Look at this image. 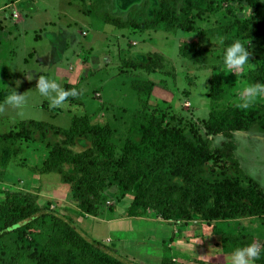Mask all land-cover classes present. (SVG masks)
<instances>
[{"label":"rangeland","instance_id":"1","mask_svg":"<svg viewBox=\"0 0 264 264\" xmlns=\"http://www.w3.org/2000/svg\"><path fill=\"white\" fill-rule=\"evenodd\" d=\"M158 1L0 0V134L17 131L26 120L69 130L75 116L88 114L93 123L112 126L118 161L123 155L133 115L147 98L139 97L131 88L133 80L142 79L155 85L156 98L170 104L169 118L174 116L172 123L188 138L193 139L195 134L205 137L204 125L212 108L208 94L214 69L218 68L236 83V88L218 105L239 106L246 95L244 90L250 85L244 76L252 70L264 69V47L241 39L234 29L228 38L240 39L251 52L249 64L236 73L225 68L223 58L208 55L197 64L180 55L183 40L198 38L203 44L209 43L215 38L204 35L205 30L228 26L238 17L247 16L249 7L236 0H215L214 12L201 21L196 20L195 32L172 29L167 22L149 29H135L118 28L104 20L114 16L127 21L132 14L142 21ZM149 53L161 54L170 64L156 73L126 67L128 60L142 61ZM258 54H261L260 59L256 58ZM82 74L89 75L80 84L82 107L67 102L50 107L48 98L36 88L39 76L55 79L63 87L66 83H76ZM12 88L26 97L21 107L7 103ZM259 104H264V97L257 98L251 105ZM46 132L45 138L36 132L33 141L19 143V154L13 155L8 165L0 166V206L5 191L25 192L35 195L39 206L49 205L51 210L73 218L81 227L92 226L97 217L90 218L81 212L61 175L41 171L49 153L47 144L65 140L64 135L55 130L49 128ZM210 139L212 148L225 141L221 136ZM234 141L237 165L229 160L212 159L203 178L209 181L230 178L244 187H254L250 183L253 180L264 191V130L254 127L248 132L235 133ZM86 147L87 144L81 142L72 149L81 152ZM137 188L125 192L112 176L100 200L98 217L117 216L122 209H126L125 215H128ZM144 217L156 223L148 233L152 239L159 238L153 243L159 251L132 258L140 264H229L231 252L241 247L236 242L255 240L260 247L264 244V219L259 217L218 220L212 224L198 214H193L189 220L177 217L173 221L161 219L156 212H142L130 218ZM127 224L136 227L139 221ZM103 227L100 226L101 231ZM59 231L58 227L47 223L34 227L30 235L19 237L12 233L0 240V258L9 250L27 249L33 241L44 244ZM102 234L107 235L104 231ZM111 241L107 245L119 252Z\"/></svg>","mask_w":264,"mask_h":264},{"label":"trees","instance_id":"2","mask_svg":"<svg viewBox=\"0 0 264 264\" xmlns=\"http://www.w3.org/2000/svg\"><path fill=\"white\" fill-rule=\"evenodd\" d=\"M236 1L249 7L250 13L238 17L228 26L205 30L204 35L215 38L209 43L203 44L198 38L183 40L180 55L197 64L208 55L223 58L225 48L235 40L228 38L234 29L241 39L263 49L264 2ZM215 6V0H159L142 21L132 14L127 21L114 16L104 20L118 28L135 29H149L167 22L172 29L195 32L196 20L201 21L214 12ZM260 56L258 54L256 58L260 59ZM167 61L161 54L149 53L142 61L128 60L126 67L133 71L156 73L170 64ZM214 70L208 94L212 108L204 125L205 137L195 134L193 139L188 138L172 123L174 116L169 118L170 104L153 95L155 85L136 79L132 81L131 88L139 97L147 98L133 115L123 155L118 161L112 126L93 123L85 114L75 116L69 130L26 120L20 123L17 131L1 133L0 166L8 165L11 157L19 154V143L33 141L36 132L45 138L46 130L50 128L57 134H63L65 140L47 144L49 153L41 171L61 175L62 182L70 187L72 200L84 215L95 217L100 214V200L113 176L125 192L138 187L127 211L129 217H137L142 212H156L161 219L173 221L177 217L189 220L193 214H198L208 224L245 217L264 219V191L256 182L250 180L254 187H244L230 178L221 181L203 178L212 159L229 160L237 165L235 133L248 132L254 127L264 130V104L246 108L218 105L236 88V83L218 68ZM88 74H92L90 69ZM89 75H80L76 83H66L64 88L81 90L80 84ZM244 77L250 85L264 84V69L252 70ZM66 102L84 105L82 95L69 97ZM218 136L225 141L212 148L210 137ZM81 142L87 147L75 152L73 146ZM4 193L0 206V240L12 233L19 237L30 235L34 227L47 223L60 231L52 234L44 244L33 241L27 249L4 252L0 264H140L94 238L91 226L81 227L73 218L51 210L49 205L39 206L35 195L13 191ZM252 242L255 240L236 243L242 247ZM261 248L264 249V244ZM256 262L264 264V256Z\"/></svg>","mask_w":264,"mask_h":264},{"label":"clouds","instance_id":"3","mask_svg":"<svg viewBox=\"0 0 264 264\" xmlns=\"http://www.w3.org/2000/svg\"><path fill=\"white\" fill-rule=\"evenodd\" d=\"M250 55L251 52L248 45H245L240 39H235L224 50L223 65L229 72L236 73L249 64ZM17 86H19V81ZM36 88L42 96L48 98L50 107L53 108L64 104L69 97L82 95V90H78L77 88L65 89L55 79L43 76H39ZM244 92L246 95L242 97V102L239 106L246 108L257 98L264 97V84H251ZM25 102L26 97L23 94H17L14 89L12 94L7 98V103L16 107H21ZM262 256H264V249L257 243L252 242L235 248L230 254L229 264H256V261Z\"/></svg>","mask_w":264,"mask_h":264},{"label":"crops","instance_id":"4","mask_svg":"<svg viewBox=\"0 0 264 264\" xmlns=\"http://www.w3.org/2000/svg\"><path fill=\"white\" fill-rule=\"evenodd\" d=\"M77 106L82 107L80 105ZM125 111L128 112V109H126ZM83 115L85 114H82L81 116ZM119 212L120 214L117 216H107L103 218L101 216H96L97 218L93 217L95 219V224L91 226L92 236H95L94 238L104 242L105 244L113 240L111 241V245L118 248L120 253L131 258L139 259L144 255L148 256L151 253L153 254L154 251H159V247L153 244L159 238L152 239V235L148 233V230L153 228L154 224L156 225V223L152 222L153 219L147 217L139 219L130 218L125 215L126 209H122ZM133 220L139 221V224H137L136 227H134V225L127 224L129 222H132ZM118 222H122L125 224L121 225ZM101 225L104 226L102 231L106 232L107 235L102 234V231L100 230Z\"/></svg>","mask_w":264,"mask_h":264},{"label":"built area","instance_id":"5","mask_svg":"<svg viewBox=\"0 0 264 264\" xmlns=\"http://www.w3.org/2000/svg\"><path fill=\"white\" fill-rule=\"evenodd\" d=\"M14 16L17 17V14H15Z\"/></svg>","mask_w":264,"mask_h":264}]
</instances>
